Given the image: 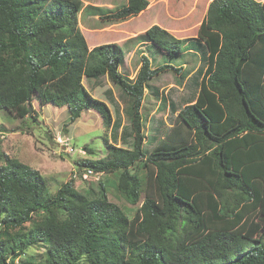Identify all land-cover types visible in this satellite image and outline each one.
<instances>
[{
  "label": "trees",
  "instance_id": "trees-1",
  "mask_svg": "<svg viewBox=\"0 0 264 264\" xmlns=\"http://www.w3.org/2000/svg\"><path fill=\"white\" fill-rule=\"evenodd\" d=\"M148 6V0H127L103 18L127 20ZM82 8L83 0H0V110L37 121L30 113L37 100L40 108L67 107L72 122L97 112L109 129L110 107L83 85L84 77L107 75L134 99L133 148L105 139L107 156L78 164L94 173L121 172L120 192L137 204L141 181L131 169L144 163L152 191L130 219L103 187L86 195L70 180L50 196L39 171L6 155L0 264H15L38 244L45 260L25 264H264V231L250 236L264 208V3L209 4L198 29L208 49L198 97L149 155L140 113L146 86L182 68H153L144 55L136 78L128 80L117 43L89 49L79 27ZM146 36L167 57L186 52L183 40L159 26Z\"/></svg>",
  "mask_w": 264,
  "mask_h": 264
},
{
  "label": "rangeland",
  "instance_id": "rangeland-1",
  "mask_svg": "<svg viewBox=\"0 0 264 264\" xmlns=\"http://www.w3.org/2000/svg\"><path fill=\"white\" fill-rule=\"evenodd\" d=\"M148 1L146 10L123 21H109L103 16L126 5L127 0H83V8L78 15L79 27L89 49L117 43L124 50L120 71L128 80L136 78L144 55L149 58L153 68L163 64L182 68L180 73L173 70L163 72L146 86L140 110L146 155L174 126L179 112L193 104L198 97L201 79L208 65V49L198 38V29L213 0ZM257 1L264 3V0ZM153 26H159L183 40L186 52L180 57L170 58L154 47L146 36V31ZM83 85L93 97L110 107L113 121L109 129L104 127L97 112H84L72 122L67 107L48 104L40 108L37 100L32 103L33 111L38 115L37 121L14 118L0 110V165L5 164V156L8 155L39 171L47 182L50 196L70 180L75 182L78 192L86 195H94L103 187L109 200L132 219L146 195L152 191V173L144 163L131 169V173L141 181V200L137 204L120 192L118 184L121 172L90 174L87 168L78 163L107 156L105 139L117 147L133 148L134 99L107 75L84 77ZM87 148L93 149L94 154H90ZM263 231L264 208L252 223L250 236L258 238ZM26 260L36 263L44 261V246L38 244L29 248L15 260V264H25ZM82 264L88 263L83 261Z\"/></svg>",
  "mask_w": 264,
  "mask_h": 264
},
{
  "label": "built area",
  "instance_id": "built-area-1",
  "mask_svg": "<svg viewBox=\"0 0 264 264\" xmlns=\"http://www.w3.org/2000/svg\"><path fill=\"white\" fill-rule=\"evenodd\" d=\"M88 172H89L90 174H94V172H93L92 170H89Z\"/></svg>",
  "mask_w": 264,
  "mask_h": 264
},
{
  "label": "water",
  "instance_id": "water-1",
  "mask_svg": "<svg viewBox=\"0 0 264 264\" xmlns=\"http://www.w3.org/2000/svg\"><path fill=\"white\" fill-rule=\"evenodd\" d=\"M32 111H33V108H32V106L30 107V113H32Z\"/></svg>",
  "mask_w": 264,
  "mask_h": 264
},
{
  "label": "clouds",
  "instance_id": "clouds-1",
  "mask_svg": "<svg viewBox=\"0 0 264 264\" xmlns=\"http://www.w3.org/2000/svg\"><path fill=\"white\" fill-rule=\"evenodd\" d=\"M89 170H90V169H89ZM89 170H88V171H89Z\"/></svg>",
  "mask_w": 264,
  "mask_h": 264
}]
</instances>
